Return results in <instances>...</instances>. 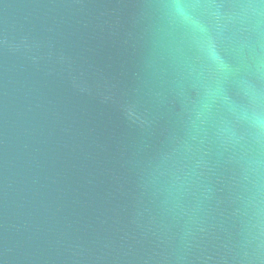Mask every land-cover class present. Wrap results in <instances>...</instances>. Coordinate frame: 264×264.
Segmentation results:
<instances>
[{"label": "water", "instance_id": "1", "mask_svg": "<svg viewBox=\"0 0 264 264\" xmlns=\"http://www.w3.org/2000/svg\"><path fill=\"white\" fill-rule=\"evenodd\" d=\"M0 264H264V0H0Z\"/></svg>", "mask_w": 264, "mask_h": 264}]
</instances>
